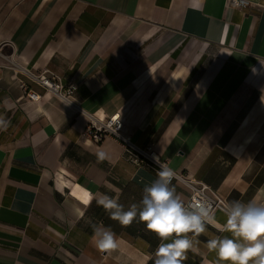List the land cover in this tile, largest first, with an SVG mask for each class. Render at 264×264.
<instances>
[{
	"label": "crops",
	"instance_id": "crops-1",
	"mask_svg": "<svg viewBox=\"0 0 264 264\" xmlns=\"http://www.w3.org/2000/svg\"><path fill=\"white\" fill-rule=\"evenodd\" d=\"M248 1L0 0V114L11 121L0 131V264H154L155 234L121 227L97 201L138 204L156 174L113 138L86 137L76 106L119 114L124 137L225 202L264 203V0ZM44 70L76 84L71 102L28 76ZM172 185L186 203L189 189ZM213 215L189 234L199 243L184 264H218L207 241L227 234L225 213ZM88 218L117 234L115 251L95 248Z\"/></svg>",
	"mask_w": 264,
	"mask_h": 264
},
{
	"label": "clouds",
	"instance_id": "clouds-1",
	"mask_svg": "<svg viewBox=\"0 0 264 264\" xmlns=\"http://www.w3.org/2000/svg\"><path fill=\"white\" fill-rule=\"evenodd\" d=\"M10 125L11 121L0 114V131H7ZM96 157L97 162L109 159L105 151H99ZM174 176L170 167L161 166L156 179L143 188L139 203H133L127 209L119 203V195L100 194L97 201L121 227L128 228L134 222H141L155 234L160 243L154 264H184L187 253L199 243L189 234L205 233L207 225L214 219L212 205L206 200L185 204L172 185ZM224 210V232L227 234L207 241L218 264H264V204L232 200L225 203ZM86 223L92 229L91 240L99 252L111 253L118 248L117 234L110 226L93 222L91 218Z\"/></svg>",
	"mask_w": 264,
	"mask_h": 264
},
{
	"label": "built area",
	"instance_id": "built-area-1",
	"mask_svg": "<svg viewBox=\"0 0 264 264\" xmlns=\"http://www.w3.org/2000/svg\"><path fill=\"white\" fill-rule=\"evenodd\" d=\"M228 1V5L232 8L245 9L250 4L248 0ZM28 76L33 82L41 86L45 92H50L58 99L65 102H71L70 98L73 96L77 88L74 82H68L67 84L61 83L59 78L46 70L40 72L39 74L29 73ZM21 85L24 86L22 82ZM26 97L32 101H38L40 99V96L32 91H27ZM76 108L78 111L87 116L88 122L84 135L93 142H101L107 137L113 138L120 143L124 156H126L130 162L136 165H144L148 167L155 172L156 177L161 166L168 167L166 161L160 157L151 145H137L121 134L123 121L119 114H113L105 118H100L94 114L85 112L79 106H76ZM174 173L175 176L173 181L178 180L182 182L190 191L185 204H192L198 200L204 199L212 205V211L219 209L225 213V200L216 193L210 191L208 186L203 183L194 185L189 180L184 179L179 173L175 171Z\"/></svg>",
	"mask_w": 264,
	"mask_h": 264
}]
</instances>
